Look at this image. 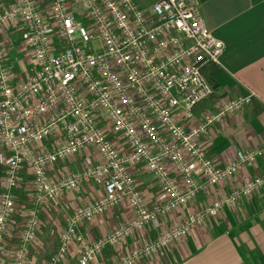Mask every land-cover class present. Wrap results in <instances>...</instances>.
I'll return each mask as SVG.
<instances>
[{"label": "built area", "instance_id": "obj_1", "mask_svg": "<svg viewBox=\"0 0 264 264\" xmlns=\"http://www.w3.org/2000/svg\"><path fill=\"white\" fill-rule=\"evenodd\" d=\"M12 32L29 56L22 73L9 55ZM223 48L199 0H156L148 10L136 0H0V257L6 264H29L39 217L52 202L68 219L45 264H63L73 244L80 245L75 264H92L129 240L138 243L98 264H140L264 189L263 171L191 208L201 192L231 183L264 156L263 145L220 163L202 144L213 126L252 100L240 95L195 114L214 94L207 68L220 64ZM79 154L86 160L81 169L53 176ZM138 172L151 176L157 200L143 195ZM89 183L100 187L98 197L77 207L63 201ZM122 204L130 216L118 227L96 239L79 232L83 222ZM149 225L158 229L152 238Z\"/></svg>", "mask_w": 264, "mask_h": 264}, {"label": "crops", "instance_id": "obj_2", "mask_svg": "<svg viewBox=\"0 0 264 264\" xmlns=\"http://www.w3.org/2000/svg\"><path fill=\"white\" fill-rule=\"evenodd\" d=\"M136 1L141 8L148 10L156 0ZM199 1L207 26L223 42L224 48L220 64L207 68L214 94L196 107L195 114L200 117L205 111L217 109L232 97L252 94L250 104L227 115L202 140L209 155L217 162L224 163L237 150L264 145V0ZM18 39V34L11 35L12 43L17 44ZM20 66L21 70L26 69V65ZM85 161L83 154L69 158L61 163L53 176L77 171ZM263 171L264 156L253 167H242L231 183L217 186L211 194L201 192L191 208L202 207L220 193L237 187L246 177ZM146 175L150 176L138 172L139 186L147 200L153 202L159 196V189L153 180L143 182L142 177ZM100 194V187L89 183L74 193H67L63 201L77 207ZM42 215L47 217L48 224L41 223L39 227L37 242L30 249L33 254L30 264H44L46 258L54 253L58 238L53 240L52 232L58 235L68 219V213L53 202L44 208ZM129 216L127 205L122 204L100 218L83 222L79 232L85 238L96 239L118 227ZM172 221L173 218L164 225L168 226ZM157 232L158 229L147 226L149 238ZM135 243L138 242L129 240L120 246L110 247L92 264L109 262ZM79 248V244H73L63 264H75ZM140 264H264V189L242 200L234 208L223 209L218 217L193 228L185 238L169 246L166 251Z\"/></svg>", "mask_w": 264, "mask_h": 264}, {"label": "rangeland", "instance_id": "obj_3", "mask_svg": "<svg viewBox=\"0 0 264 264\" xmlns=\"http://www.w3.org/2000/svg\"><path fill=\"white\" fill-rule=\"evenodd\" d=\"M12 34H14L13 32L10 34V39H11V35ZM15 34H17V33H15ZM9 41V37H6V43ZM10 45V44H9ZM19 48H20V44L19 43H12L11 45H10V47H8V50H9V55H10V58H11V60L14 62L13 63V68H16V71H23V70H21L20 68H19V66L20 67H23L25 64H27V63H29V56L27 57V56H25V55H22V53L20 52V50H19ZM142 180H143V182H150V181H152V179L150 178V176H143L142 177ZM44 215H42V213H41V215H40V217H39V222H38V226L40 227L41 226V223H45V225L46 224H48V219H45V218H47V217H43ZM20 221L19 220H16V223L18 224ZM57 228V227H56ZM56 228L54 229V230H56ZM65 228V227H64ZM63 228V229H64ZM62 229V230H63ZM39 230V229H38ZM53 233V240L55 239V238H58V240H59V234L57 235V234H54V232H52ZM37 235H38V233H37ZM37 239V238H36ZM36 239H35V242H37L36 241ZM35 242L33 243V244H35ZM57 244H58V241H57ZM56 247H57V245H56ZM32 248V247H31ZM56 249V248H55ZM53 254V253H52ZM52 254L51 255H49L46 259L48 260L51 256H52ZM31 255H33L31 252H30V260H31ZM46 255H48V254H46ZM0 259H1V262H2V264H3V262H4V264H6V261H5V259L3 258V257H0ZM46 260V261H47ZM67 260V259H66ZM46 263V262H45ZM44 263V264H45ZM29 264H30V262H29Z\"/></svg>", "mask_w": 264, "mask_h": 264}, {"label": "trees", "instance_id": "obj_4", "mask_svg": "<svg viewBox=\"0 0 264 264\" xmlns=\"http://www.w3.org/2000/svg\"><path fill=\"white\" fill-rule=\"evenodd\" d=\"M17 192H18V195H20V197H23L24 194L20 190H18Z\"/></svg>", "mask_w": 264, "mask_h": 264}, {"label": "snow or ice", "instance_id": "obj_5", "mask_svg": "<svg viewBox=\"0 0 264 264\" xmlns=\"http://www.w3.org/2000/svg\"><path fill=\"white\" fill-rule=\"evenodd\" d=\"M192 27L195 28V27H197V25L196 24H193Z\"/></svg>", "mask_w": 264, "mask_h": 264}]
</instances>
